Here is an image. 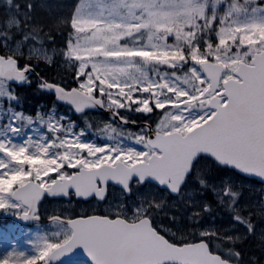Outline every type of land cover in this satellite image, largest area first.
I'll use <instances>...</instances> for the list:
<instances>
[{
	"label": "snow or ice",
	"instance_id": "6c2138e0",
	"mask_svg": "<svg viewBox=\"0 0 264 264\" xmlns=\"http://www.w3.org/2000/svg\"><path fill=\"white\" fill-rule=\"evenodd\" d=\"M24 7L4 0L0 23V210L39 227L45 193L89 207L45 213L54 230L0 264H82L78 246L91 264H264V0ZM33 84L46 112L22 108ZM102 109L119 126L94 127Z\"/></svg>",
	"mask_w": 264,
	"mask_h": 264
},
{
	"label": "rangeland",
	"instance_id": "374dc122",
	"mask_svg": "<svg viewBox=\"0 0 264 264\" xmlns=\"http://www.w3.org/2000/svg\"><path fill=\"white\" fill-rule=\"evenodd\" d=\"M21 3H22V0H19V9H20V11H15V9L12 10V11L15 12V15H17V16H22V13L25 11L24 8H21ZM3 5H4V0H0V7H3ZM3 18H4L3 10L0 9V23H2ZM19 36H20L19 32H14V35H13L14 40H12V42L17 41L18 38H15V37H19ZM56 111H57V114L64 113V114L70 115V116H71V113H73V112H69V111H66V110L61 111L59 109H57ZM34 113H35V111L32 114H34ZM71 118H72V116H71ZM90 119H91L94 127L97 124H99L100 127H103V124L100 123V121H107L106 119L102 118L99 115H91ZM39 130H40V132H45L46 128L43 127V126H40ZM31 131H32L31 128H26L24 135L13 137V139L16 142H18V143L22 142V140L26 139V133L27 132H31ZM88 137L91 138L92 135H90ZM33 138L34 139L38 138L35 132L33 133ZM97 139L101 140L102 142H106L107 141V137H97ZM247 196L250 199H252V200H258V198H259V196L255 195L254 193L247 194ZM65 207H68V208L75 207V210L79 211L81 207H85L86 208V207H89V205H86V204L85 205H79V204L73 205V204H69L67 202L65 203L64 201L63 202L62 201H56V202L47 201V202H45V203H43L41 205V213H42V215L45 218H47L45 213L55 214L54 211H53L54 209H63ZM0 213H1L0 214L1 217H3V218L11 217L13 215L10 212L6 213L3 210H0ZM209 223H214V221L211 220ZM52 230H54V229L47 223L46 224H42L39 227L37 225H35V226L27 228V229L26 228H20V227H17V226H12L9 223L0 225V254H3L4 252H7V251L10 250V249L6 248L7 244L12 243V242H9V236H8L9 234L10 235H14L17 238H22L25 243L29 244V241L35 240L36 236L38 234H40V233H42L44 231H52ZM59 264H66V261L65 262H61Z\"/></svg>",
	"mask_w": 264,
	"mask_h": 264
},
{
	"label": "trees",
	"instance_id": "16d2710c",
	"mask_svg": "<svg viewBox=\"0 0 264 264\" xmlns=\"http://www.w3.org/2000/svg\"><path fill=\"white\" fill-rule=\"evenodd\" d=\"M43 2L46 3L47 5H49L50 7L47 9L44 8H39L38 5ZM70 0H33L34 3V10L35 12L42 17H47L49 19L54 18L56 15H59L61 11H63L64 9L61 7V5H64L66 3H69ZM21 5L24 7V0H22ZM20 34V33H19ZM15 38H19V37H15ZM25 90H27L28 92L23 94V101L24 98L27 97V99H29L30 102H32L33 100L31 99V94L30 91L26 88H24ZM33 90H31L32 92ZM42 97H40L39 99H41ZM44 99V98H43ZM38 101V100H37Z\"/></svg>",
	"mask_w": 264,
	"mask_h": 264
},
{
	"label": "water",
	"instance_id": "95a60500",
	"mask_svg": "<svg viewBox=\"0 0 264 264\" xmlns=\"http://www.w3.org/2000/svg\"><path fill=\"white\" fill-rule=\"evenodd\" d=\"M63 103V102H62ZM258 179V178H257ZM29 223H32V221H28ZM71 257H87L89 258L83 251V249L81 247H77L71 254Z\"/></svg>",
	"mask_w": 264,
	"mask_h": 264
},
{
	"label": "flooded vegetation",
	"instance_id": "af4514ba",
	"mask_svg": "<svg viewBox=\"0 0 264 264\" xmlns=\"http://www.w3.org/2000/svg\"><path fill=\"white\" fill-rule=\"evenodd\" d=\"M215 215L218 216V213H216Z\"/></svg>",
	"mask_w": 264,
	"mask_h": 264
}]
</instances>
